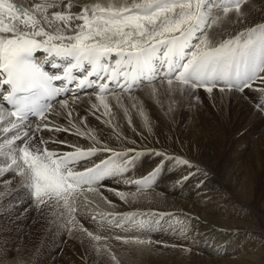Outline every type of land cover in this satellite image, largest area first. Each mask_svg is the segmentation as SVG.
<instances>
[{
    "label": "bare ground",
    "instance_id": "bare-ground-1",
    "mask_svg": "<svg viewBox=\"0 0 264 264\" xmlns=\"http://www.w3.org/2000/svg\"><path fill=\"white\" fill-rule=\"evenodd\" d=\"M9 2L30 8L35 3L50 4L53 0H9ZM56 2L58 7L48 9L47 14L50 18L53 12L69 11L65 7L69 2L73 5L70 11L79 13L84 5L99 3L106 7L123 4L125 0H56ZM131 2L132 0H127V3ZM200 2L204 5L205 0H200ZM207 2L208 0H206L205 5ZM249 6L248 13L235 17L238 18L240 24L249 25L252 23L251 28H257V33H259V26L264 24V0H251ZM37 15L39 16V14ZM202 16L205 17L203 14ZM5 22L7 23V20ZM75 23H82V21ZM54 25L63 27L59 21H54ZM46 30L48 29L46 28ZM247 31L248 29L245 33ZM43 55L44 57L47 56L46 53ZM114 57L119 59L116 55ZM51 58L55 62L72 63L70 60ZM157 67H159V63H157ZM88 68L89 66L85 64V69ZM126 68V72L133 73L134 69L131 66H126ZM137 77H140L141 84L144 86L141 87L146 89V94L157 101V104L152 106L150 110L153 117L146 113L147 107L144 108L143 112V108L139 107L137 113L136 107L139 104L137 103L138 106L136 103L134 104V110H137L135 114L133 112L131 115L135 118L132 126L133 129L135 127L134 133L136 135L134 137L139 138L143 144L139 143L140 147L132 148L136 154L127 152L107 161V166L115 171V175L106 177L100 182L101 185L98 188L97 185L95 187L93 185L94 189L89 191L90 194L77 204V213L82 222L76 220L73 208L71 207L72 211L70 212L64 204L58 205L51 200L49 204L41 205V209H38L36 205L34 206L33 202L36 199L33 196L32 202L31 195L28 194L27 173L24 176L19 175V170L12 163L13 160L0 158L2 161V163L0 162V170H2L0 171V204L10 192L17 194L19 200L16 202L22 201L19 206L12 208V212L10 209V212L4 213L5 207L8 205L2 210L4 212L0 211V231L3 233L2 240L5 239L0 251L4 257L9 258L8 251L11 253L16 246H21L17 251L19 254H15L14 258L10 261L6 260L4 263L18 264L22 263L24 259L29 260L31 257H36L38 252L33 256L34 245L37 243L39 235L45 233L43 236L45 238L42 240V243L44 242L43 254H38L42 255L41 258L43 259L45 255H52L51 258L54 257V259L56 255L60 257L62 251L59 249L62 248L65 250L61 259L64 260L65 264H114L116 260L113 263L109 253H112L117 260L120 259V255H117V250L110 248L109 243L112 245L114 240H108V237L127 234L128 236L131 235V238L134 237L133 240L147 238L161 243L171 239V232L168 231L171 228L179 232V241L185 242V245H182L183 250L168 248L169 245L160 246L152 243L153 246L144 247L145 243L135 242H132L134 245L132 250L137 251L140 256L145 255L146 260L152 264H264V239L261 238V233L264 232V113L256 108L257 102L264 104V93L260 92L259 87H255L260 82L254 81V90L248 91L247 95H242L235 90H226L225 92L214 90L212 93H207L203 89L190 90L186 86L178 87V82L175 80L171 85L167 83V80H158V82L147 85L146 80L149 77L145 75H137ZM112 87L114 90L105 97H120L123 91L134 90H118L115 84ZM81 94L77 91L74 95ZM86 94L82 97L96 99L101 97L95 91ZM74 95L67 97L69 99L67 107L62 106L59 102L53 105L52 112L47 114L52 124L49 125L48 129H44L43 139L53 143L67 141V146L58 143V148L61 149L75 150L77 146L87 149L94 144L93 139L95 143H100L99 146L107 145L110 148H115L113 143L119 144V141L111 132H98L93 130L94 128L89 130L86 122L82 123L81 120L82 124L77 122L78 116L74 118L76 124L70 126L69 120L65 118L66 113L76 109L80 103L79 97L73 98ZM123 108L127 112L133 110L130 105H123ZM53 113H59V115L54 116ZM0 117H3L0 119V153H2L0 157H5L7 146L9 148L17 145L8 144L17 130L13 129L5 133L3 127L8 126L6 123L7 115L0 113ZM41 124L43 125V123ZM97 124L103 125V122ZM54 126L70 128V131L50 130ZM132 127L130 126L131 130ZM31 128L29 127L28 130L24 128L20 135H23L24 131L30 134ZM147 129H149L148 132H146ZM19 141H24V139H18L16 142ZM151 146L176 147L174 152L167 150L165 153L168 156H174L173 153H178L180 157L187 158L195 168L180 165V167L178 166L179 169H175L177 163L174 159H166L163 155L154 154L152 152L154 148L151 151L141 149V147L151 148ZM126 148L131 147H121L120 150H126ZM155 150L160 152L158 149ZM111 154L99 152L93 157L86 158L84 161H87L82 163L83 167L98 163ZM81 167L79 166L80 169ZM210 167L219 177L216 195L205 189L209 182L204 174L211 175ZM157 168L159 170L152 176L151 173ZM190 168L198 171L193 173ZM198 172L204 174H198ZM178 176H181V181L183 180L185 183L183 189L180 185L178 188L176 187L177 190L176 188L172 190L168 180ZM184 177L187 179H183ZM30 178H32V174H29ZM210 178L214 179L213 175ZM136 180H140L141 183H134ZM153 180L155 187H152ZM116 192L123 193V198L116 195ZM211 194L215 197L213 201ZM14 196L16 197V195ZM234 197H240L245 205L240 208H229L231 204L225 202V199H234ZM13 202L15 201L13 200ZM29 203L31 210L25 214L26 216H23L21 225L17 226L15 223H11L10 226L8 222L21 217ZM1 206L3 205H0V208H2ZM183 207L189 208L188 217L185 221L183 217L182 220L177 219L174 222L158 220L160 214H162L161 219H163V215L168 212L167 210H181ZM88 212L92 219L91 223L88 222ZM147 214L151 217L150 221L146 223L147 230H143L144 223H140L141 226H128L135 221L138 224V216ZM207 214L211 215H208L211 217L209 222L200 219L201 216L205 217ZM178 216L181 214L177 215L176 218ZM117 220L120 221L121 227H115ZM218 221L221 222V228L216 226ZM94 226L96 229L104 230L105 233L109 232L103 235L104 238L101 239L108 241L102 247L103 249H99L100 251L97 246L95 250L92 249L93 247L91 248V239L81 230L88 227L90 229ZM23 233L26 235L21 240ZM66 238L69 240H66L67 246L65 248L64 241ZM99 241L91 240V243L95 244ZM128 244L130 246L131 243ZM59 245L61 247L58 249ZM140 256L138 255V257ZM45 258L48 259V257ZM126 261L123 263H132L131 260L130 263ZM51 262L48 259L45 264H51ZM138 262L133 263L140 264Z\"/></svg>",
    "mask_w": 264,
    "mask_h": 264
},
{
    "label": "snow or ice",
    "instance_id": "snow-or-ice-1",
    "mask_svg": "<svg viewBox=\"0 0 264 264\" xmlns=\"http://www.w3.org/2000/svg\"><path fill=\"white\" fill-rule=\"evenodd\" d=\"M241 2L236 0L237 12L240 11ZM58 6L56 0L50 4L35 3L30 8L9 0H0V90H3L0 91V101L11 105L9 110L0 104V113L7 115L8 126L3 127V131L7 133L17 130L9 143L21 139L20 132L31 127L28 122L30 114L43 121V125H36L32 135L42 127L48 129L52 124L47 115L52 112L51 105H42L40 101L45 96L60 95L62 89L54 87V81L76 79L72 76L73 69L85 72L87 64L91 68L79 78L78 86L91 87L93 81L89 77L99 76L100 71L107 74L108 65H102L101 61L111 58L113 54L119 57L115 61L117 68L131 66L134 69L131 77L128 72L122 73L124 86L129 88L137 75L152 77L162 71L161 80H167L169 85L175 80L178 87L186 86L190 90L203 89L207 93L235 90L247 95L248 91L254 90V81L258 80L260 83L255 87L264 93V24L259 26V34L254 27L234 38L213 44L206 34L209 22L200 14V0H196L195 5L192 0H132L131 3L125 0L123 4L106 7L96 3L84 5L79 13L70 11L73 5L69 2L65 5L69 11L53 12L50 18L48 9ZM54 21L61 22L63 27L54 25ZM194 39L196 43H192ZM37 51L46 53L47 57L71 60L72 63L63 69L62 74H49L45 70L49 62L47 57L38 60L35 56ZM51 66L59 67L56 63ZM116 76L117 73L113 71L110 79L115 80ZM107 87L108 84H101L100 91L103 92ZM100 100L103 104L102 96ZM59 103L68 106L67 99ZM103 106L107 114L108 105ZM91 108L96 109L97 106L92 104ZM256 108L264 113V104L257 102ZM71 116L72 111L69 110L65 116L69 124ZM51 130L69 132L70 128L54 126ZM32 135L23 132L28 141L32 140ZM47 143L42 137L35 144L25 142L20 149L23 163L18 164L15 159L12 161L21 176L26 171L23 165L31 170L38 209L55 197L63 201L71 212L69 199L76 186L88 185L91 190V185L100 186L106 177L115 175V171L107 166V161L85 166L82 170H76L75 167L81 159L93 157L99 152L118 154L114 148L101 145L81 149L77 146L75 151L62 154L63 158L57 162L51 160L55 153L43 147ZM59 143L65 146L68 144L67 141ZM125 151L136 154L132 148ZM152 152L166 159H174L179 165L195 168L187 158L168 156L155 149ZM42 156L44 160H50V163H43ZM158 170H153L151 175L154 176ZM134 183L140 184L141 181L136 180ZM115 194L123 198V193ZM121 226L117 220L115 227ZM81 230L89 239L101 240V236H94L86 228ZM108 239L122 243H144L139 238L132 240L121 235ZM109 255L113 261L116 260L112 253Z\"/></svg>",
    "mask_w": 264,
    "mask_h": 264
},
{
    "label": "rangeland",
    "instance_id": "rangeland-1",
    "mask_svg": "<svg viewBox=\"0 0 264 264\" xmlns=\"http://www.w3.org/2000/svg\"><path fill=\"white\" fill-rule=\"evenodd\" d=\"M231 1H233V0H231ZM251 0H242V2L240 3V11L239 12H237L236 11V3H234V4H231L229 7H223V8H214V4L216 5L218 2H216V0L214 1V0H212V3L211 4H213V5H211L210 6V3H209V0H208V4L207 5H209V6H207V5H205V7L203 8V11H204V13L205 12H211V13H209V14H207V20L209 21H212V20H215L216 21V23H210V21H209V23H208V25H207V35H212L211 36V38H212V40H211V42L213 43V44H216V43H218V42H220V41H223V40H226V39H229V38H234L235 36H237V35H239L240 33H245V31L248 29H250L251 28V26H252V23H249V25H245L244 23L243 24H240L239 22H238V18L237 17H235V16H238V15H240V16H243V15H245V13H248L249 11V2H250ZM261 1V0H260ZM231 7V8H230ZM225 8H227L228 9V11L227 12H225L224 11V9ZM231 9V10H230ZM223 13V14H222ZM202 15V14H201ZM206 16V15H205ZM239 17V16H238ZM205 18V17H204ZM224 22V23H223ZM257 25V24H256ZM250 27V28H249ZM257 34H259V33H257ZM156 82H158V81H156ZM142 87H144V86H142ZM140 88L138 91H136V92H129V93H122V94H120V97H111V96H107V97H103V104H107L108 105V110H107V114L105 113V110H104V106H103V104L101 103V100L100 99H96V98H93V97H91V98H84V97H82V96H80L78 99H79V106L76 108V109H73V110H71L72 111V116H71V124H70V126H74V124H76L75 123V120H74V118H76L77 116H78V118H79V120L77 119V122L78 123H80V124H82V123H85L86 124V126L89 128V130H92L93 128V130H97L98 132H111V133H113V134H115V136L117 137V140L119 141V144H114L113 143V146L115 147L114 149H116V148H119V149H116V150H120L121 149V147H131V148H136V146H139V143L140 144H143V143H141L140 142V139L139 138H137V137H134L135 135H136V133H134V130H135V127H134V129H133V120H135V118H133V116H131L132 114H133V112H134V114L136 113V111H137V113L139 112V107H142L143 109H142V112H143V110H144V108L145 107H147V110H146V113L147 114H151V117H153V114L150 112V110H151V107L152 106H155L156 104H157V101L156 100H153V99H151L147 94H146V89L144 90L143 88ZM111 97V98H110ZM133 99V100H132ZM136 100V101H135ZM91 101V102H90ZM138 101V102H137ZM142 101V102H141ZM133 104H132V103ZM141 102V103H140ZM125 106V105H130V107L132 106L133 107V110H131V112H127L124 108H123V105ZM139 104V106H138V104H137V106L138 107H136L137 108V110H134V104ZM144 103V104H143ZM84 104V105H83ZM92 104H95L96 106H97V108L96 109H92L91 108V105ZM122 105V106H121ZM144 105V106H143ZM150 106V107H149ZM150 108V109H149ZM140 110H141V108H140ZM93 112L95 113V114H93ZM126 112V113H125ZM130 113V114H129ZM127 114V115H126ZM97 117H99V118H97ZM128 119H126V118ZM126 120H125V119ZM80 120H81V122H80ZM93 120V121H92ZM127 121V122H126ZM99 122H103V125H99V124H97V123H99ZM130 122V123H129ZM124 123V124H123ZM91 124V125H90ZM131 124V125H130ZM92 126V127H91ZM130 126L132 127V130L130 129ZM97 128V129H96ZM129 132V133H132V134H128L127 132ZM129 130H131V131H129ZM149 131V129H147L146 130V132H148ZM98 136H100V134H98V133H96ZM148 134H150V133H148ZM32 140H34V138H32ZM65 141V140H64ZM23 141H19V142H16L15 144H17L15 147H13V146H11V147H9V148H7L6 149V156L5 157H0V158H3V159H7V160H10L9 158H8V155L11 157V159L13 160L14 158H16V156H17V154H18V151H17V148L16 147H18L19 146V144L20 143H22ZM8 144H10V145H14V141H12L11 143H9L8 142ZM100 145V143H94V144H92L93 145V147H95V146H99ZM148 144V143H147ZM155 144H158V143H155ZM92 145H90V146H92ZM129 145V146H128ZM148 146V145H147ZM140 147V146H139ZM158 149V150H160V151H162V152H165V151H167V150H169V151H175L177 148L176 147H160V146H151V148H144V147H141V149H146V150H148V151H151L152 149ZM176 148V149H175ZM172 149V150H171ZM175 149V150H174ZM0 154H2V153H0ZM174 154V156L176 157H180V154L178 155V153H173ZM201 161V160H200ZM0 162L2 163V161H1V159H0ZM180 167V165L179 164H177L176 166H175V169H179V167ZM191 169V171L194 173L196 170H194L193 168H190ZM202 169L205 171V169L202 167ZM194 170V171H193ZM210 171H212V173H211V175H213V178L214 179H212V178H210V176L211 175H205L203 172L201 173L202 175L204 174V176H205V178H207L208 179V184H207V186L209 185V186H211V187H207L206 186V191H208V192H210V191H212L215 195H216V193H217V191H218V189H216L217 188V185H218V179H219V177H218V175H216V173L212 170V168L210 167V169H209V172ZM208 172V174H210ZM199 172H198V174H200ZM216 175V176H215ZM207 176V177H206ZM216 177V178H215ZM180 178V179H179ZM209 178H210V180H209ZM171 180H168V184L170 185V188L172 189V190H175V188L177 187H179L180 185L182 186L181 187V189H183V185L185 184L184 183V181L182 180L181 181V176H178V177H171L170 178ZM218 180V181H217ZM178 181V182H177ZM213 183H212V182ZM170 182V183H169ZM214 182H215V184H214ZM177 184V185H176ZM206 184V183H205ZM213 185H214V187H213ZM216 186V187H215ZM152 187H155V181L153 180V182H152ZM177 188H176V190H177ZM212 188V189H211ZM208 189V190H207ZM215 190V191H214ZM182 192H183V190H182ZM11 193V194H10ZM10 193H8V195L6 196V199L4 198V201H3V203L2 204H0V205H3V206H1L2 208H0L1 210V212H4V211H2V210H4V207L6 206V205H8V206H6L5 207V212L4 213H6L7 211L8 212H12V208L14 207H16V206H19L21 203H22V201L20 202V203H18V202H16V201H18L19 200V198L17 197V194H15V192H10ZM219 193H220V191H219ZM13 194V195H12ZM14 195H16V197L14 196ZM14 196V197H13ZM210 196H213V197H211V199H212V201H213V199L215 198L214 197V195L213 194H211ZM177 198H179V197H177ZM12 199V200H11ZM237 199V200H236ZM238 199H240V200H238ZM13 200L15 201V202H13ZM215 200V199H214ZM12 201V203H10L9 204V202H11ZM239 201V202H238ZM225 202H227L230 206H229V208L230 207H236V208H240V207H243L242 205H245L243 202H242V199L239 197V198H235L234 197V199L232 198H226L225 199ZM241 203V204H240ZM31 204H32V202H31ZM10 205V206H9ZM34 206H35V204H33ZM237 205V206H236ZM31 205H30V203H29V206H28V208H26V210H25V212H23V214L21 215V217H19V218H17V220H12L11 222H8V224L11 226V223H15V225H17V226H20L21 225V220H23L22 218H23V216L25 215V214H28V212H29V210H31L30 207ZM239 206V207H238ZM11 209V210H10ZM10 210V211H9ZM161 212H167V214H165V215H163V219H161L162 217V214H160V216H159V214H158V220H164V221H170V222H174V221H177V219H179V220H182V217H183V219H184V221L186 220V218L188 217V215H187V212H189V208H184L183 207V209H181V210H177V209H172L171 211L170 210H167V211H162V210H160ZM181 211H183V212H181ZM42 212V211H41ZM178 212H181V213H178ZM179 214H181V216H178V218H176V216L177 215H179ZM183 215V216H182ZM208 215H210V214H207V215H205V217L204 216H201L200 217V219H204L206 222H209L210 220L209 219H211V217H209ZM26 216V215H25ZM44 216H46L45 214H44ZM211 216V215H210ZM127 217V216H126ZM171 217V218H170ZM185 217V218H184ZM208 217V218H207ZM45 219V218H44ZM150 219H151V217H150V215L149 214H147V215H145V216H143V215H140V216H138V224L136 223V221L135 222H131L130 223V225L128 224V226H138V225H140V223H144V231L145 230H147V228H146V223H148L149 221H150ZM9 221V220H8ZM18 222V223H17ZM219 222V223H218ZM217 222V224H216V226L217 227H220L221 228V222L220 221H218ZM47 223H48V221H47ZM194 224V223H193ZM15 225H14V227H15ZM141 226V225H140ZM127 227V226H126ZM191 227H192V225H191ZM190 227V228H191ZM16 228V227H15ZM14 228V229H15ZM9 229H10V227H9ZM29 229V228H28ZM89 231H91L92 233H93V235L95 236V235H99V236H101V239L104 237L103 235H106V234H108L109 232H107V233H105V231L103 230H101V229H96V227L94 226V227H91L90 229H89V227L87 228ZM95 230V231H94ZM98 230V231H97ZM102 231L101 233H99L100 231ZM10 231H12V229H10ZM168 231H170L171 232V234H170V237H171V239H172V242H171V239L168 241V242H164V241H162L161 243H159V241H151V240H149V239H147V238H145V239H140V240H144V243L146 244V245H144V247H149V246H153V245H160V246H168L169 245V247L168 248H171V249H181V250H183L182 248H184V247H182V245H185V242L184 241H179V232H177V231H174L173 229H169ZM264 231V230H263ZM6 232V231H5ZM8 232V231H7ZM169 232V233H170ZM97 233V234H96ZM0 250H1V248H2V246L4 245V242H5V239H3L2 240V238H3V233L0 231ZM24 235H22V237H21V240H23L24 239V237H25V233H23ZM124 235H126V237H130V236H128L127 234H124ZM123 235V236H124ZM43 236H45V233H43V234H40L39 235V239H37V243L34 245V254H33V256H35V253H37L38 252V254H43L42 253V250H44V242L42 243V240L45 238V237H43ZM103 236V237H102ZM71 237V236H70ZM139 237V236H138ZM131 238V237H130ZM261 238H263L264 239V232H262L261 233ZM134 239V237H132V240ZM153 239V238H152ZM178 239V240H177ZM66 240H69L68 238H66L65 239V248H66V246H67V242H66ZM109 240V239H108ZM107 239H104V240H101V241H99V242H95V246L91 243V240H90V244H91V248L92 249H97V247H98V250L101 248V249H103L102 247H104L105 246V243H106V241H108ZM111 241H112V239H110ZM114 241H112V245H111V243H109V246H110V248L112 247V248H114V250H117L118 251V254L117 255H120V259H118L117 260V258H116V261H115V263H114V261H113V263L114 264H116V262H118V264H124L123 262H125L126 260V262H128L129 261V263H130V260H131V264H134L133 262H140V264H152L150 261H147L146 260V258H145V255H143L142 254V256H140V254H138V252L137 251H135V250H132V248H133V246L134 245H132V242H130L131 244H130V246H129V244L128 243H120V241H118V240H115V239H113ZM185 240H186V238H185ZM93 241V240H92ZM118 243V244H117ZM134 243V242H133ZM144 243H142V244H144ZM151 243L153 244V245H151ZM101 244V245H100ZM118 246H117V245ZM121 245V246H120ZM97 246V247H96ZM101 246V247H100ZM115 246H117V247H115ZM128 246V247H127ZM132 246V247H131ZM174 246V247H173ZM21 246L20 245H18V246H16V248L15 249H13L12 251H11V253L8 251V253H9V258H7V257H4V254H2V252L0 251V264H7V263H4V262H6V260H8V261H10L12 258H14V255L15 254H19V252H17L18 250H19V248H20ZM61 246L59 245L58 246V249L60 248ZM96 247V248H95ZM120 247H121V250H120ZM123 247V248H122ZM110 248H108V249H110ZM119 248V249H118ZM126 248V249H125ZM125 249V250H124ZM60 251H62V254L64 253V250L65 249H62V248H60L59 249ZM180 250V251H181ZM100 251V250H99ZM133 251H135V252H133ZM94 252V251H93ZM102 252V251H101ZM135 253H137L136 254V256H133ZM36 255V257H31L29 260H23L22 261V263H18V264H45V261H47L48 259L50 260V261H52L51 262V264L53 263V264H65L63 261V259H61V258H63V257H61V255H60V257H59V255H56L55 257V259H54V257L53 258H51L52 257V255H50V256H46L45 255V257H48V259H46L45 257H44V259L43 258H41V257H43L42 255ZM3 255V256H2ZM138 255L140 256V257H138ZM2 256V257H1ZM143 257V258H142ZM39 258H40V260H39ZM138 258H141L140 260L138 259ZM34 259V260H33ZM42 259V260H41ZM130 259V260H129ZM60 260V261H59ZM125 260V261H124ZM136 260V261H135ZM138 260V261H137ZM142 260V261H141ZM138 262V263H139ZM142 262V263H141ZM147 262H149V263H147Z\"/></svg>",
    "mask_w": 264,
    "mask_h": 264
}]
</instances>
